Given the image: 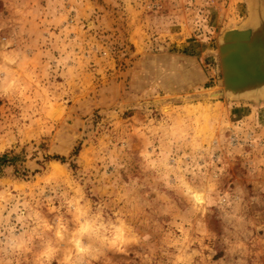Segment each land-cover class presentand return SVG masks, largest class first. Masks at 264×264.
Returning a JSON list of instances; mask_svg holds the SVG:
<instances>
[{
    "label": "rangeland",
    "instance_id": "rangeland-1",
    "mask_svg": "<svg viewBox=\"0 0 264 264\" xmlns=\"http://www.w3.org/2000/svg\"><path fill=\"white\" fill-rule=\"evenodd\" d=\"M253 1L0 0V264H264Z\"/></svg>",
    "mask_w": 264,
    "mask_h": 264
},
{
    "label": "water",
    "instance_id": "water-1",
    "mask_svg": "<svg viewBox=\"0 0 264 264\" xmlns=\"http://www.w3.org/2000/svg\"><path fill=\"white\" fill-rule=\"evenodd\" d=\"M261 1H253L245 27L225 31L219 41L224 89L231 98L264 96V2Z\"/></svg>",
    "mask_w": 264,
    "mask_h": 264
},
{
    "label": "trees",
    "instance_id": "trees-1",
    "mask_svg": "<svg viewBox=\"0 0 264 264\" xmlns=\"http://www.w3.org/2000/svg\"><path fill=\"white\" fill-rule=\"evenodd\" d=\"M10 155H4L2 157H0V165L4 166V165H7L11 162H15L16 161V158L17 156H14V157H9ZM52 160H57V161H61L62 163L66 162V159L65 158H61L59 156H54V157H51Z\"/></svg>",
    "mask_w": 264,
    "mask_h": 264
}]
</instances>
